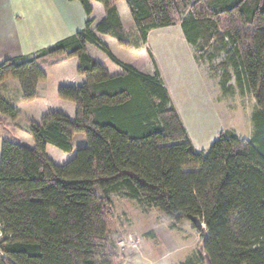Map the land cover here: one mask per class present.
Returning a JSON list of instances; mask_svg holds the SVG:
<instances>
[{"label": "trees", "instance_id": "1", "mask_svg": "<svg viewBox=\"0 0 264 264\" xmlns=\"http://www.w3.org/2000/svg\"><path fill=\"white\" fill-rule=\"evenodd\" d=\"M68 1L80 2L88 17L82 32L0 64V85L17 80L26 103L47 80L45 59L77 58L86 76L82 86L58 92L75 104V119L50 111L30 123L34 147L3 135L0 120V264H122L112 192L158 208L175 226L200 218L208 264H264V0H127L144 42L152 30L181 25L200 63L226 55L218 66L223 88L232 90L235 78L256 100L255 134H220L207 153L191 143L158 69L149 75L119 62L98 37L127 46L122 0ZM93 2L106 13L96 31ZM88 44L124 72L111 75ZM0 116L19 117L1 91ZM78 134L87 146L56 165L47 148L72 155Z\"/></svg>", "mask_w": 264, "mask_h": 264}, {"label": "crops", "instance_id": "2", "mask_svg": "<svg viewBox=\"0 0 264 264\" xmlns=\"http://www.w3.org/2000/svg\"><path fill=\"white\" fill-rule=\"evenodd\" d=\"M117 8L126 31L127 46L107 36L97 34L98 37L119 62L149 75L158 69L187 129L183 108L185 105H191L195 99L207 95V91L203 84L205 76L201 63L197 60L182 26L152 30L148 32L144 42L131 16L127 0L118 2ZM93 9L92 18L95 21L93 30L96 31L95 27L106 17V13L103 6L97 2H93ZM87 20L83 6L78 1L0 0V64L7 59L35 55L82 32ZM87 50L89 55L105 66L111 75L124 72L95 45L88 44ZM42 64L48 77L45 82L38 85L37 98L34 101L27 103L23 101L22 88L17 80L9 79L0 85L2 97L19 112V117L15 120L0 116L3 124L2 134L6 133L11 137L15 135L28 147L35 145L28 133L31 122H41L50 111H57L75 119L77 113L75 104L60 99L58 92L61 87H78L86 82V76L78 73L77 58L67 59L57 65H53V60L49 58L43 60ZM2 137L0 136V163ZM86 142L81 135H75L74 149L75 144L85 145ZM193 146L195 147L194 144ZM60 152L50 146L47 148V156L58 166L66 165L75 155Z\"/></svg>", "mask_w": 264, "mask_h": 264}, {"label": "rangeland", "instance_id": "3", "mask_svg": "<svg viewBox=\"0 0 264 264\" xmlns=\"http://www.w3.org/2000/svg\"><path fill=\"white\" fill-rule=\"evenodd\" d=\"M225 60L226 55L222 54L201 61L207 95L183 108L190 140L199 152L207 153L220 134L232 133L249 139L256 132L254 97L247 91L241 92L235 78L228 84L232 90L222 86L224 70L218 66ZM79 135L86 140L85 135ZM86 146L87 142L75 144L74 153ZM55 151L60 150L55 148ZM109 197L113 201L117 241L140 242L138 250L125 256L130 264H189L190 261L191 264H208L203 259L206 236L202 237L189 220L175 226L158 208L132 200L124 192H112Z\"/></svg>", "mask_w": 264, "mask_h": 264}, {"label": "built area", "instance_id": "4", "mask_svg": "<svg viewBox=\"0 0 264 264\" xmlns=\"http://www.w3.org/2000/svg\"><path fill=\"white\" fill-rule=\"evenodd\" d=\"M0 238H3L1 225H0ZM118 246L124 256V260L122 264H130L129 260H126V257L131 255L132 252H134L135 250H138L140 246V242L138 240L130 239L129 242L119 241Z\"/></svg>", "mask_w": 264, "mask_h": 264}, {"label": "water", "instance_id": "5", "mask_svg": "<svg viewBox=\"0 0 264 264\" xmlns=\"http://www.w3.org/2000/svg\"><path fill=\"white\" fill-rule=\"evenodd\" d=\"M189 220L192 222L193 226L198 232H202L205 228L204 222L198 217H189Z\"/></svg>", "mask_w": 264, "mask_h": 264}]
</instances>
